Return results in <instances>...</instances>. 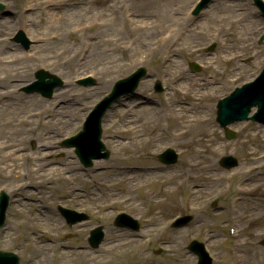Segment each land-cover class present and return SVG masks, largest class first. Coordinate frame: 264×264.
Returning a JSON list of instances; mask_svg holds the SVG:
<instances>
[{
	"label": "rangeland",
	"instance_id": "374dc122",
	"mask_svg": "<svg viewBox=\"0 0 264 264\" xmlns=\"http://www.w3.org/2000/svg\"><path fill=\"white\" fill-rule=\"evenodd\" d=\"M22 1L0 0V20L12 15L9 28L0 27V56L3 59L6 51L11 52V49H4V45L15 44L9 38L19 26ZM225 1L213 0L204 16L185 21L181 16L191 0H32L28 32L37 40L30 51L34 56H25L21 49L20 56L12 62L3 63L0 59V105L6 101L17 105L16 109L0 110V123H6L0 127V145L14 143L11 148L0 150V184L30 180L27 188L8 192L9 207L6 223L0 228V250L16 253L20 264H195L187 245L192 239L205 242L208 236V247L217 253L219 264L232 262L229 246L236 247L241 264H264V246L259 244L264 238V159L253 161L259 167L254 177L236 176L229 180L228 188L224 185L229 181H223L222 177L226 169L218 164L221 156L232 154L239 158V169L249 166L252 161L244 149L251 150L253 155L264 153V127L241 121L232 126L237 130L235 138L227 140L215 122L216 96H223L233 85L251 79L257 65L264 64V42L258 40L259 34H264V21L257 18V23L250 24L251 42L243 35L245 22H234L241 18V13L250 15L251 6L245 0H230L237 2L235 12L223 16L218 3ZM44 5L48 6L50 14L42 10ZM128 16L133 19V24L127 20ZM172 27L177 30L169 35V39L155 42L158 34ZM217 29L219 36H215ZM51 32L56 37L51 38ZM234 32L240 34L239 39ZM5 37L7 40L3 41ZM218 39L222 43H218ZM209 46H213V50L208 51ZM86 48V65L76 73L74 68L81 50ZM140 53L147 58L141 59ZM172 54L176 61L169 65L173 69L169 77L162 69L165 67L162 62ZM222 55L226 58L221 59ZM231 55L236 57L229 60ZM189 61L198 62L200 71L192 73ZM209 63H214L215 68ZM41 65L66 80L56 90V98L61 103L58 109H69L76 103L75 116L69 118L58 114L50 119L48 129L42 125L46 114H51L44 109L47 100L34 94L36 101H33L32 96L23 92L9 99H3L1 95L10 87L32 80L34 70ZM138 65L145 66L148 75L139 84L138 93L122 100L131 107L127 109L120 101L105 117L104 128L113 125L111 131H103L105 139L107 136L106 146L110 145L109 135L114 134L115 153L98 164L103 169L83 170L71 149L59 148L63 136L76 133L89 105L100 99L114 80L125 77ZM27 67L29 69L25 70ZM85 72L94 73L96 79L88 95L70 84L73 78ZM162 72L167 78L166 85L176 84L174 79H178V85L184 89L181 95L171 91L173 107L186 114L180 119L171 116L160 94L152 92L153 84ZM197 96L198 99L193 101ZM159 104L164 105L163 110H158ZM38 110L43 111L38 117L21 121L23 115ZM204 118L207 120L202 121ZM172 127L185 130L180 140L169 134ZM130 128L134 131L131 134ZM47 134L48 156L38 161V168L47 173L50 169L51 173L46 178L34 179L31 171L37 154H34V148ZM129 134L137 140L136 144L129 139ZM166 145H172L180 152L177 164L173 166L164 167L156 158ZM146 147H152L154 154H148ZM6 153L9 156L1 158ZM14 154L20 157L14 165L19 169L13 168ZM191 159L194 164L190 166L187 161ZM5 164L7 167L3 169ZM134 165L146 169L125 170ZM8 166L12 167L13 173L22 176L5 177L9 173ZM151 167L159 169L152 172ZM121 168H125L124 171ZM59 169L65 172L68 181L61 178ZM150 179L153 184H146ZM129 181L133 182L131 186ZM110 182L114 184L104 185ZM139 183L145 186L139 188ZM238 183L248 186L252 183L253 189L246 194L237 192L234 186ZM190 184L197 185L194 194L187 189ZM166 188L174 192L163 198ZM235 196H242L237 233L243 241L238 246L233 245L232 238L226 233L228 208ZM125 197L130 199L121 201ZM112 198L117 203L106 207V200ZM151 198L161 199V203L155 204ZM212 201L217 202L214 209L211 208ZM191 202L201 209L191 210L188 207ZM59 205L81 210L88 219L68 225L57 210ZM254 206L257 210L252 211ZM120 211L139 217L145 236L115 226L113 219ZM177 212L191 214L193 219L185 226L173 228L169 223ZM97 225L104 228L105 240L91 248L87 238L89 231ZM43 230L51 234L46 236ZM33 236L38 238V250L30 245L29 238ZM61 244H64L63 249L58 247ZM159 244L168 251L155 253Z\"/></svg>",
	"mask_w": 264,
	"mask_h": 264
},
{
	"label": "bare ground",
	"instance_id": "6f19581e",
	"mask_svg": "<svg viewBox=\"0 0 264 264\" xmlns=\"http://www.w3.org/2000/svg\"><path fill=\"white\" fill-rule=\"evenodd\" d=\"M237 6V2L235 3V1H230V0H227V2H225L224 4L223 3H221V4H219V9H220V11H221V13H223L224 15L225 14H231V12H235V7ZM254 12V11H253ZM12 15H9V16H7V18H5V17H2V20H0V25H2V26H0V27H4L5 26V28H4V30L5 29H8L9 28V25H10V23H11V17ZM240 21H244L245 23H244V25H243V29L242 30H244L243 31V35L245 36V37H247L249 40H252L253 39V34L251 33V29H250V24L252 23V25H254L255 23H257L256 22V20H255V17H253V16H247V15H245L244 13H241V18L239 19ZM4 25V26H3ZM1 29V28H0ZM2 45H4V44H2ZM0 46H1V44H0ZM20 46V45H19ZM18 45H16V46H14V45H4V49H11V52H8V51H6V57H4V59H3V57H2V61H4V62H12V61H14L17 57H19L20 56V53H21V51H20V47H19ZM13 54L15 55V56H13ZM8 59V60H7ZM86 65V63H84L83 64V66H82V68H84V66ZM25 70H28L29 69V67H27V68H24ZM31 69V68H30ZM10 96H12L11 94H4V97H6L7 99L8 98H11ZM78 98H79V96H78ZM76 99V98H75ZM32 100L33 101H36V98L34 97V96H32ZM73 102H74V100H73ZM76 103H73V104H71V108H69V109H65V110H61L60 111V114L62 115V116H64V117H69V118H71V116L70 115H76L77 113H76V108L74 107V106H76L75 105ZM8 108H10V109H16L17 108V105H16V103L15 102H11V101H6V103H4L2 106L0 105V110L1 111H6V110H8ZM62 108V107H61ZM67 121H70L69 119H66ZM48 122H49V120L47 121V122H45V123H43L42 125L44 126V127H46L47 129L49 128L48 127ZM66 122V121H65ZM2 123V122H1ZM4 126H6V125H4ZM182 135V134H181ZM180 135V136H181ZM182 138V137H181ZM181 138H179L178 140H180ZM12 143V142H11ZM12 144H14V143H12ZM11 144V145H12ZM43 146H44V144H43ZM41 147V148H39V150L41 151V150H43L44 149V147ZM11 151H14V150H10V152ZM13 153V152H12ZM35 153H37V152H34V154ZM6 154H8V153H6ZM5 154V155H6ZM41 154H42V157L43 158H46V156H48V153L47 152H41ZM15 156L14 157H12V160L11 161H13V168L14 169H19L20 167H14V165H15V163L16 162H18L19 160H20V157L18 156V155H16V154H14ZM3 167V169H5L6 167H7V164H5L4 166H2ZM8 171H9V173H7L8 175L7 176H5V177H15V178H17V177H19V174L20 173H18V172H12L13 171V169H12V167H9L8 166ZM73 170V169H72ZM31 171L33 172V174L35 175V176H33L34 177V179H36V178H46L47 177V175L49 174V173H51V170L49 169V171H48V173H47V170H43L42 168H32L31 169ZM21 176H22V174H20ZM18 182V181H17ZM243 191V190H242Z\"/></svg>",
	"mask_w": 264,
	"mask_h": 264
}]
</instances>
